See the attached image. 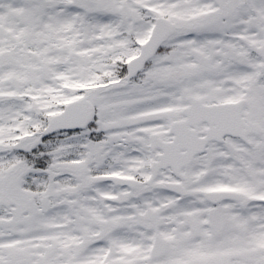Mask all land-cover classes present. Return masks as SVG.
Listing matches in <instances>:
<instances>
[{"label": "snow or ice", "instance_id": "snow-or-ice-1", "mask_svg": "<svg viewBox=\"0 0 264 264\" xmlns=\"http://www.w3.org/2000/svg\"><path fill=\"white\" fill-rule=\"evenodd\" d=\"M0 264H264V0H0Z\"/></svg>", "mask_w": 264, "mask_h": 264}]
</instances>
